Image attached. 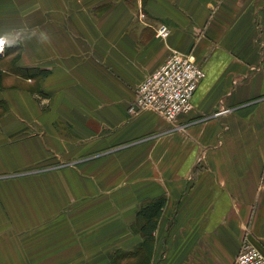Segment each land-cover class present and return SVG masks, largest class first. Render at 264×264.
Returning a JSON list of instances; mask_svg holds the SVG:
<instances>
[{
  "label": "crops",
  "instance_id": "0c3cea01",
  "mask_svg": "<svg viewBox=\"0 0 264 264\" xmlns=\"http://www.w3.org/2000/svg\"><path fill=\"white\" fill-rule=\"evenodd\" d=\"M0 39V264H109L158 199L152 264L264 255V0H0ZM171 53L192 110L130 113Z\"/></svg>",
  "mask_w": 264,
  "mask_h": 264
},
{
  "label": "built area",
  "instance_id": "2783aa9c",
  "mask_svg": "<svg viewBox=\"0 0 264 264\" xmlns=\"http://www.w3.org/2000/svg\"><path fill=\"white\" fill-rule=\"evenodd\" d=\"M168 35V27L160 25L156 37L167 38ZM2 43L0 54L4 51V41ZM204 76L193 53H171L137 87L129 112L149 111L172 123L179 115L192 110V98ZM233 264H264V255L254 246L242 245Z\"/></svg>",
  "mask_w": 264,
  "mask_h": 264
},
{
  "label": "trees",
  "instance_id": "16d2710c",
  "mask_svg": "<svg viewBox=\"0 0 264 264\" xmlns=\"http://www.w3.org/2000/svg\"><path fill=\"white\" fill-rule=\"evenodd\" d=\"M164 206V200L158 199L151 202L143 203L137 211L136 223L133 231L142 235L143 241L138 246L137 252H143V256L150 260L153 247V232L156 228L157 220L161 215ZM131 251V250H130ZM134 252V254H137ZM110 264H116L115 256L110 255Z\"/></svg>",
  "mask_w": 264,
  "mask_h": 264
},
{
  "label": "rangeland",
  "instance_id": "374dc122",
  "mask_svg": "<svg viewBox=\"0 0 264 264\" xmlns=\"http://www.w3.org/2000/svg\"><path fill=\"white\" fill-rule=\"evenodd\" d=\"M0 41L3 42L2 39H0ZM6 61H7V59L4 60V62H3L4 64H2L3 67L4 66L7 67L6 66ZM5 83H6V85H11V86H15V85L18 84V83H16V80L14 81V78H12L11 76H8V78H6ZM139 112L140 111H136L135 113H132V114H136V113H139ZM169 174H172V177L178 176V173H176V168H175V166H173V164L171 166V169H170ZM160 223L158 224V226H160ZM157 229H158V227H157ZM108 246H109V244H108ZM130 250H115V251H113L111 254L115 256V260H116L115 262H116V264H152V260L151 261L150 260L148 261L147 258H145L143 256V252H137L138 249H130ZM134 252H137V254H134ZM101 258L106 263V259L104 258V255L103 254H101ZM109 258L110 257H107V259L109 261V264H110V259Z\"/></svg>",
  "mask_w": 264,
  "mask_h": 264
},
{
  "label": "clouds",
  "instance_id": "9594fccd",
  "mask_svg": "<svg viewBox=\"0 0 264 264\" xmlns=\"http://www.w3.org/2000/svg\"><path fill=\"white\" fill-rule=\"evenodd\" d=\"M0 43H2V41H0Z\"/></svg>",
  "mask_w": 264,
  "mask_h": 264
}]
</instances>
